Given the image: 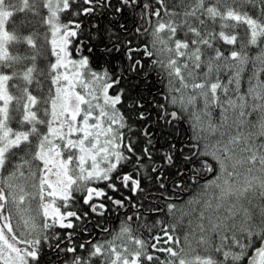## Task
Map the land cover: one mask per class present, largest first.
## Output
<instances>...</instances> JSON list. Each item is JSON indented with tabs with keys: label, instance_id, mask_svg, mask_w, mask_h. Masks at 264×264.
Instances as JSON below:
<instances>
[{
	"label": "snow or ice",
	"instance_id": "6c2138e0",
	"mask_svg": "<svg viewBox=\"0 0 264 264\" xmlns=\"http://www.w3.org/2000/svg\"><path fill=\"white\" fill-rule=\"evenodd\" d=\"M0 264H264V0H0Z\"/></svg>",
	"mask_w": 264,
	"mask_h": 264
}]
</instances>
